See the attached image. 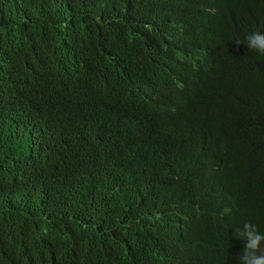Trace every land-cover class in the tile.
Wrapping results in <instances>:
<instances>
[{
	"label": "trees",
	"instance_id": "16d2710c",
	"mask_svg": "<svg viewBox=\"0 0 264 264\" xmlns=\"http://www.w3.org/2000/svg\"><path fill=\"white\" fill-rule=\"evenodd\" d=\"M261 29L264 0H0V264H240Z\"/></svg>",
	"mask_w": 264,
	"mask_h": 264
},
{
	"label": "clouds",
	"instance_id": "9594fccd",
	"mask_svg": "<svg viewBox=\"0 0 264 264\" xmlns=\"http://www.w3.org/2000/svg\"><path fill=\"white\" fill-rule=\"evenodd\" d=\"M245 39L247 48L264 55V29L249 32ZM235 42L240 44L239 40ZM234 235L245 241L240 264H264V232L255 223L245 221L241 227L235 228Z\"/></svg>",
	"mask_w": 264,
	"mask_h": 264
}]
</instances>
